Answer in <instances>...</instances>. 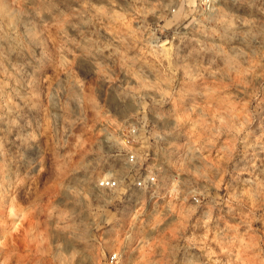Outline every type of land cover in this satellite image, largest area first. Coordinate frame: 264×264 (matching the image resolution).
Masks as SVG:
<instances>
[{
	"label": "rangeland",
	"instance_id": "374dc122",
	"mask_svg": "<svg viewBox=\"0 0 264 264\" xmlns=\"http://www.w3.org/2000/svg\"><path fill=\"white\" fill-rule=\"evenodd\" d=\"M13 7L19 24L28 4ZM188 11L184 0H78L42 29L39 62L51 59V47L55 64L41 85L43 109L37 114L36 91L24 107L45 146L55 141L54 175H32L30 199L28 191L24 200L12 195L24 191L23 178L0 189V264H107L115 249L119 264L129 256L132 264H264V32L248 33L224 0H196L185 19ZM165 38L168 58L158 48L149 55L146 45ZM84 59L98 73L111 76L113 63L121 72L99 95L92 80L82 91L91 70L77 67ZM0 116L9 150L26 121ZM130 153L155 183L99 189V178L126 174ZM9 155L16 180L24 154ZM126 236L136 239L131 252Z\"/></svg>",
	"mask_w": 264,
	"mask_h": 264
},
{
	"label": "clouds",
	"instance_id": "9594fccd",
	"mask_svg": "<svg viewBox=\"0 0 264 264\" xmlns=\"http://www.w3.org/2000/svg\"><path fill=\"white\" fill-rule=\"evenodd\" d=\"M187 3L189 11L185 15V19L193 16L196 11V0H184ZM203 3H208V0H202ZM17 0H0V13L8 17L6 25L0 24V112L5 115H16L17 119H24L25 124L19 125L11 138V143L8 149L15 153H23V158L19 165V170L12 173L16 176L13 180L10 173L12 167H15L9 155V150L5 149L6 140L0 137V189L12 188L21 178L25 181L24 191H13L12 195L17 199H25V191H28L27 181L30 180L34 174H42V179L47 180L49 176L54 175L55 161L51 160L50 154L54 153L55 141L48 140L45 146L43 134H37V129L34 127L35 118L33 113L28 112L24 107V102L32 91L39 93V99L36 101L40 105L37 114L43 109L45 103V92L41 85L45 77L49 74L50 68L55 64L56 52L53 48H48V53L51 59L45 61L43 64L39 62L40 51L38 44L45 41L46 37L42 29L52 26V23L62 20L66 13L71 11L78 0H25L28 8L23 11L26 13L21 23H16V16L19 15L13 7ZM109 4L115 6L116 0H109ZM224 6L230 9H235L237 16L242 18L241 23L247 22V32L252 33L253 30L257 34L264 32V0H224ZM174 22V21H173ZM169 22L164 25V28H171L172 23ZM189 23H198L195 17ZM86 29L85 31H90ZM243 30V29H242ZM79 39V36H77ZM155 38L152 33L149 39ZM151 48L149 55L154 54L158 49H162L161 56L167 59V53L171 51V44L167 38L163 39L154 48L151 43L146 45V50ZM110 63H112L110 61ZM89 66L90 71H87L83 76L84 84L81 90L87 86L89 80L96 82V94L99 95L104 90L105 81L114 83V77L121 69L113 63L112 75L105 73H98L91 65V62L84 59V64L77 66L82 68ZM22 69V70H21ZM35 77V81H32ZM127 80V77L121 73V82ZM179 86V85H178ZM110 91H114L110 90ZM5 116H0V122L4 120ZM31 118V119H30ZM16 121L13 120L12 123ZM214 127V125H213ZM237 133L243 130V125L234 129ZM0 131H5L0 127ZM56 133L59 134V122H57ZM35 142V143H33ZM29 153H34L30 155ZM45 157V160H41ZM12 166V167H10ZM140 187H143L141 185ZM7 189H5L6 191ZM117 191H120L117 188ZM32 192L28 191L27 198L30 199ZM6 205L3 200V193L0 192V218L4 215ZM129 211L126 207L120 209L121 215H126ZM105 235L111 236V230L107 231ZM126 240L131 239L125 252H131L136 245L134 237H125ZM116 254H120L119 249H115ZM119 264V261L117 262ZM128 264H132V258L129 256Z\"/></svg>",
	"mask_w": 264,
	"mask_h": 264
},
{
	"label": "built area",
	"instance_id": "2783aa9c",
	"mask_svg": "<svg viewBox=\"0 0 264 264\" xmlns=\"http://www.w3.org/2000/svg\"><path fill=\"white\" fill-rule=\"evenodd\" d=\"M201 4L204 6H209L212 4V0H208V3ZM126 166L128 170L126 174L114 173L109 177H101L96 181V186L99 189H108L117 191L133 190V189H146L151 187L156 181V176L154 172L150 169H145L141 167L139 160L136 158L134 153H130L125 159ZM143 185V187H140ZM119 261V255L112 252L108 255L107 264H117Z\"/></svg>",
	"mask_w": 264,
	"mask_h": 264
}]
</instances>
